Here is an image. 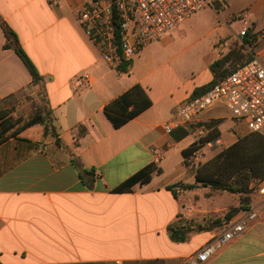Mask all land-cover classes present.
<instances>
[{
	"label": "crops",
	"instance_id": "1",
	"mask_svg": "<svg viewBox=\"0 0 264 264\" xmlns=\"http://www.w3.org/2000/svg\"><path fill=\"white\" fill-rule=\"evenodd\" d=\"M88 1L0 0V118L12 126L0 141V264H183L237 217L227 221L225 215L239 197L201 185L183 187L195 184L197 169L184 155L195 134L187 124L170 133L165 126L202 94L194 96L197 89L234 70L228 55L243 47V60L252 46L225 16L207 29L190 23L207 3L124 61L131 65L122 72L103 60L78 22V10ZM211 10L218 18L224 9ZM249 11L261 15L264 0H255ZM3 23L16 33L40 82L15 49L5 47ZM176 35L188 46L201 45L195 66L147 54ZM254 55L263 60L264 47ZM221 60L225 65L216 73L212 65ZM84 74L90 83L73 85ZM136 84L151 104L115 127L105 107ZM36 111L51 113L56 136L45 135L42 123L29 124ZM200 116L218 130L233 119L223 104ZM248 133L234 120L220 134L221 146ZM151 164L156 169L148 183L115 191ZM173 224L185 227V240L172 237ZM205 264H264V212Z\"/></svg>",
	"mask_w": 264,
	"mask_h": 264
},
{
	"label": "built area",
	"instance_id": "2",
	"mask_svg": "<svg viewBox=\"0 0 264 264\" xmlns=\"http://www.w3.org/2000/svg\"><path fill=\"white\" fill-rule=\"evenodd\" d=\"M207 5L206 0H89L77 13L84 33L110 66L118 67L153 41L159 40ZM246 29L241 32L244 35ZM77 87L90 83L89 74L72 81ZM217 104L225 105L231 117L244 123L250 132L264 136V61L257 55L234 69L201 95L185 103L165 130L183 124L195 134L196 145L190 154L198 170L205 149L223 145L222 138L209 139L210 121L200 114ZM158 156L161 152L157 153ZM260 200L239 213L218 235L183 264H205L220 251L239 240L264 212V182L258 188Z\"/></svg>",
	"mask_w": 264,
	"mask_h": 264
},
{
	"label": "trees",
	"instance_id": "3",
	"mask_svg": "<svg viewBox=\"0 0 264 264\" xmlns=\"http://www.w3.org/2000/svg\"><path fill=\"white\" fill-rule=\"evenodd\" d=\"M221 1L222 0H213L212 5L216 9L221 10ZM2 25L8 40V42L5 44V47H13L31 71L34 82H40L42 77L27 53L21 48L16 33L5 23ZM250 37L251 35L249 34V29H247L243 36L244 44L251 43ZM243 49L244 48L242 47L234 50L231 55L226 57V59L234 60L233 69H236L240 65L252 59L250 56L246 58L244 57L242 60L245 53ZM130 65V62L128 64L122 63L119 66V70L122 72H127ZM224 65V61L221 60L215 62L212 65V68L216 73H218V69ZM225 72L228 74L231 73L232 70L227 69ZM220 80V78H217L210 85L197 89L194 93V96L205 92ZM150 104L151 100L149 99L145 89L140 84H136L109 103L105 107V113L115 127H120L129 119L139 114ZM131 106L133 108L129 109ZM33 123L44 124L45 135H57L53 125L52 115L48 111L45 114L42 113V111H36L29 122V124ZM0 125V141H2L5 139L7 132L12 128V126L8 124V122L1 120V118ZM208 126L211 128V132L208 136L209 139L220 136V132L216 128V123L211 122L208 124ZM57 141L59 142L58 139ZM195 148H197L196 143L184 151L186 158L185 160L187 163H189L190 154ZM155 169V165L153 164L146 166L144 169L126 180L115 191H128L131 190L132 187L137 183H148L151 180ZM263 182L264 136L256 132H250L240 138L234 144L223 148L212 158L202 163L197 170L195 184H187L183 185V187L192 188L196 185H201L205 187H211L215 190L227 191L229 193L238 195L239 204L237 206H232L225 215L228 221L237 216L242 211L249 209L252 204L260 200L258 188ZM215 224L220 225L222 224V221L219 219ZM169 229L171 231L172 237L176 240H185L188 237V231L180 224H173Z\"/></svg>",
	"mask_w": 264,
	"mask_h": 264
},
{
	"label": "rangeland",
	"instance_id": "4",
	"mask_svg": "<svg viewBox=\"0 0 264 264\" xmlns=\"http://www.w3.org/2000/svg\"><path fill=\"white\" fill-rule=\"evenodd\" d=\"M255 0H222L220 5L221 8L224 9L221 13V16H216L211 10L212 0H206L208 5L206 8L200 12L190 23L201 25L199 29H207L208 25H212L213 22L224 21V16L227 17L232 26L237 30V33L249 29V34L251 35V43L249 45L252 46L253 50H248L246 52L248 56L253 57L254 53L260 48L264 47V11L261 15L255 16L253 13L249 11L250 5ZM242 30L240 31V28ZM244 35H240L243 38ZM183 37L173 36L171 39V43L168 45L167 43H158L155 47L150 50L147 54L150 56H161L166 59H172L176 62H181L186 66H195L194 58L197 57L198 50L201 48V45L198 44L196 46H188V43L184 41ZM192 42L196 41V38L189 39ZM243 40V39H242ZM202 46L203 43L201 42ZM205 48V47H204ZM264 60V56H263ZM196 71V68H194ZM42 98V95H41ZM43 102V100H42ZM234 120H229L219 128L220 134H224L226 131L231 129V123ZM225 148V146H219L214 148V150L210 151L208 149L206 156L203 158L202 163L206 162L210 158H212L217 152ZM203 149L206 147L203 146Z\"/></svg>",
	"mask_w": 264,
	"mask_h": 264
}]
</instances>
